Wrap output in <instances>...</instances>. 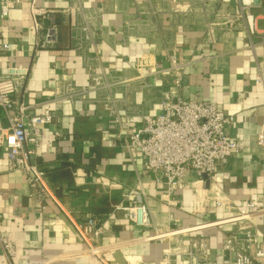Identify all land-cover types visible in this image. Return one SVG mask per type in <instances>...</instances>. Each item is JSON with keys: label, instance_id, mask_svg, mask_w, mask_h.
Here are the masks:
<instances>
[{"label": "crops", "instance_id": "crops-1", "mask_svg": "<svg viewBox=\"0 0 264 264\" xmlns=\"http://www.w3.org/2000/svg\"><path fill=\"white\" fill-rule=\"evenodd\" d=\"M30 1L21 0L0 18V43L8 44L0 52V72L24 75L25 89L14 98L29 113L54 115L32 156L52 197L30 187L21 171L8 169L0 142V233L14 248L9 259L0 249V264L154 263L167 246L196 234L174 233L229 215L215 205V192L239 209H247L249 201L264 205V146L254 144L264 133V83L255 81L264 66V0H253L249 9L252 35L234 16L238 0H34L53 11L42 19L38 38L49 26L56 36L43 46L35 43ZM76 8L89 18V40ZM170 63L183 67L167 71ZM100 70L129 79L112 92L117 116L102 107L105 93L55 99L68 80L88 86L89 75ZM138 71L146 77L137 78ZM176 74L183 75L180 86L171 89L178 96L214 102L234 117L227 132L242 150L212 176L189 172L175 193L177 204L168 205L163 186L143 171L140 154L128 151L124 141L134 127L158 114ZM0 123H6L1 108ZM131 189L145 192L151 226L135 225L114 210L132 202ZM59 207L76 219L88 213L103 223V261L85 250ZM229 228L202 230L217 264ZM167 229L173 233L167 235Z\"/></svg>", "mask_w": 264, "mask_h": 264}, {"label": "built area", "instance_id": "built-area-1", "mask_svg": "<svg viewBox=\"0 0 264 264\" xmlns=\"http://www.w3.org/2000/svg\"><path fill=\"white\" fill-rule=\"evenodd\" d=\"M152 1L154 0H148V2ZM20 3L21 0H0V18H6L10 9ZM252 4L253 0H238L239 8L234 15L244 20L249 35L255 32L254 15L249 10ZM76 10L84 39L89 40L91 30L86 25L89 18L82 9L76 8ZM29 11L32 17V28L37 37L36 45L43 46L50 43L56 36L53 26L46 27L41 39L38 37L42 28V19L51 18L53 11L37 7L34 0L29 3ZM210 26L209 23L208 33L211 36ZM209 40L212 41V36ZM7 48L6 42L0 43V52ZM136 66L139 69L141 67L138 63ZM182 67V65L170 63L167 71ZM146 75L139 72L137 78L143 79ZM176 75L169 91L161 96L158 114L143 120L140 125L134 127L124 141L128 151L136 150L140 154L143 171L151 174L154 181L163 186V196L168 205L177 204L175 193L189 172L212 176L218 168L226 165L232 155L242 150V145L227 132L234 117L225 114L214 102L197 101L178 96L171 89L180 86L183 75ZM128 81L127 77L100 70L89 75L88 86L76 85L68 80L63 89L57 91L55 99L66 98L72 101L86 97L89 91L97 94L105 93L100 103L108 113L113 114L116 111L117 102L112 94L113 89L125 86ZM255 81L260 84L264 83V66L259 68ZM24 89L23 74L0 72V108L6 118L5 124L0 123V142L6 148L8 169L21 171L30 187L38 188L43 196L51 198L52 195L44 182L43 171L37 167L32 156L34 148L44 136L43 126L51 124L54 115L48 111L42 114L29 113L28 106L17 102L14 98L15 93ZM114 114L116 115V112ZM54 134L61 136L57 130ZM254 144L259 147L264 146V133L256 135ZM127 194L133 196L132 202L127 206L116 205L114 210L123 211L124 216L135 225L151 226L152 221L145 192L131 189ZM214 195L215 205L226 211L228 216L205 221L207 223L218 221L210 226H191L180 233H174L196 232L186 242L178 241L174 245L167 246L158 261L147 263L139 260L135 264H173L175 257L180 259L181 264H217V260L209 255V242L202 230L211 226L229 225L230 228L226 230L222 240L223 256L219 264H264V223L255 224L253 221L264 219V205L249 201L247 209H239L227 197L220 196L217 192ZM60 210L78 237L85 243V250L97 255L103 261L102 256L106 247L104 250L103 245L99 244L105 231L103 223H99L88 213L82 219H76L62 208ZM166 231L167 235L173 233L170 229ZM159 233L162 234L164 231ZM0 249L6 259L14 253L13 246L2 233H0ZM103 264L107 263L103 261Z\"/></svg>", "mask_w": 264, "mask_h": 264}, {"label": "water", "instance_id": "water-1", "mask_svg": "<svg viewBox=\"0 0 264 264\" xmlns=\"http://www.w3.org/2000/svg\"><path fill=\"white\" fill-rule=\"evenodd\" d=\"M204 176H206V174H203Z\"/></svg>", "mask_w": 264, "mask_h": 264}]
</instances>
